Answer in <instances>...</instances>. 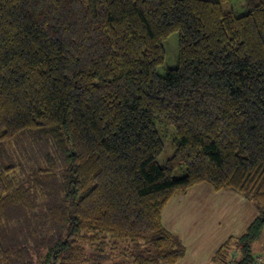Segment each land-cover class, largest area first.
<instances>
[{"label":"trees","instance_id":"1","mask_svg":"<svg viewBox=\"0 0 264 264\" xmlns=\"http://www.w3.org/2000/svg\"><path fill=\"white\" fill-rule=\"evenodd\" d=\"M228 1L0 0V264H178L162 212L200 184L257 209L210 264H260L264 0Z\"/></svg>","mask_w":264,"mask_h":264},{"label":"crops","instance_id":"2","mask_svg":"<svg viewBox=\"0 0 264 264\" xmlns=\"http://www.w3.org/2000/svg\"><path fill=\"white\" fill-rule=\"evenodd\" d=\"M162 213L168 230L183 233L186 252L178 264H209L218 247L229 237L241 235L257 216L243 196L215 192L206 184L176 195ZM261 255L260 264H264Z\"/></svg>","mask_w":264,"mask_h":264},{"label":"rangeland","instance_id":"3","mask_svg":"<svg viewBox=\"0 0 264 264\" xmlns=\"http://www.w3.org/2000/svg\"><path fill=\"white\" fill-rule=\"evenodd\" d=\"M223 9L226 10V11L227 10L233 11L237 15H242V14L246 13L249 10V8L246 5V3H245L244 0H229L227 3H224L223 4ZM164 45H165V49H166L167 56H166V60H165L164 65L159 68V73L162 74V75L165 74L168 69L173 68V67L176 66V63H177V54H178V34L177 33L172 34L165 41ZM166 128H169V127L168 126H161L159 128L161 130V137H162L163 142H164V145H165L164 152L158 158V163L160 165H164L165 161L168 158H170L173 155V153H174V147L172 145V141H171V143H169V141H168L169 139L168 138H167V140H164V133H165V129ZM172 131L174 132L173 129H172ZM29 143H30V138L27 137V140L26 139H23V143H21V144H23V145H29ZM15 147H17V146L15 145ZM15 147H13V148H15ZM175 174H176V176H182L184 174V171L180 169V170H177L175 172ZM248 203L250 204L251 209H255L256 214H257V209H256L255 205L253 204V202L248 201ZM169 206L167 207L168 210L170 208ZM204 209L206 211V208L205 207H204ZM207 213H208V211H207ZM163 215H164V213H162V216ZM172 232L178 238H180L181 241L182 240L184 241L183 233L181 231H175V230H173ZM262 247L263 248L260 249V250L257 247H256V249H258L257 254L258 253L259 254H262L261 255L262 256L261 258H264V244H263Z\"/></svg>","mask_w":264,"mask_h":264}]
</instances>
